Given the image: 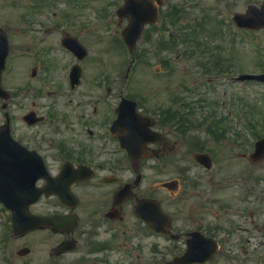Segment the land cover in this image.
<instances>
[{
    "label": "flooded vegetation",
    "instance_id": "af4514ba",
    "mask_svg": "<svg viewBox=\"0 0 264 264\" xmlns=\"http://www.w3.org/2000/svg\"><path fill=\"white\" fill-rule=\"evenodd\" d=\"M33 11L20 17L0 13V49L6 41L9 50L6 62L13 57L17 19L24 46L16 58L31 67L32 81L52 71L56 52L63 54L66 76L79 66L83 80L88 76L85 67L93 66L85 42L63 28L47 27L49 19ZM77 40L85 48L81 60L73 51ZM89 86L70 88L76 100L67 107L56 102L48 106L38 93L27 112L45 121L23 124L22 131L10 124L11 137L25 150L9 142L3 150L10 155L16 151L36 171L41 167L38 156L58 193L42 196L29 211L55 216L56 226L15 234L11 213L0 203V264H173L188 248L201 251V264H264V210L256 206L264 204V194L254 189L252 129L244 127L241 138L228 140L224 149L218 145L213 168L198 165L197 176L183 171L161 187L157 163L165 158L170 167L172 153L148 144L139 170H133L117 139L125 133L112 128L115 113L95 105ZM62 87L46 92V99H58ZM153 129L159 131L156 123ZM46 130L54 132L53 141L45 139ZM4 131L0 122V138ZM36 185L47 183L39 180ZM188 204L189 217L174 213L175 206Z\"/></svg>",
    "mask_w": 264,
    "mask_h": 264
},
{
    "label": "rangeland",
    "instance_id": "374dc122",
    "mask_svg": "<svg viewBox=\"0 0 264 264\" xmlns=\"http://www.w3.org/2000/svg\"><path fill=\"white\" fill-rule=\"evenodd\" d=\"M263 1L166 0L162 16L169 14L170 10H174L173 15L163 18L160 14L155 28L144 29L136 43L135 62L123 95L135 100L142 114L157 120L160 113H165L170 106L176 110L175 104L191 105L194 108L192 119L201 124V127L191 128L186 137L170 125L160 126V131L169 141L176 143L177 148L171 155L170 167L166 165L169 161L165 158L157 163L158 182L169 180L183 171L197 176L200 168L192 157L195 152L202 150L201 153H207L215 162L217 146L214 137L210 139L205 133V127L215 121L226 125L222 133L225 136L223 149L228 140L240 138L239 128L243 127L240 125L243 122L235 112L238 103L233 97L253 107L256 133L264 136V85L230 81L231 77L239 74L264 72V30L241 32L231 21L232 14L244 13L249 4L259 6ZM121 5L122 0H0V13L20 17L23 12L41 11L49 19L45 21L47 27L63 28L85 42L93 66L85 67L88 83L82 87L90 84L88 90L93 92L94 103L109 109L116 103L114 97L120 92L122 78L130 62L121 37L126 21L115 16ZM22 27L14 19L13 55L24 46ZM58 57L59 65L57 67L56 64L49 74L50 78L43 73L41 78L55 83L61 81L63 56L58 54ZM30 68L13 56L2 76L3 87L12 93L8 113L14 126L21 131L20 117L29 108L33 100L31 95L37 89L36 82L29 79ZM227 72L230 78L224 75ZM40 84V90H50L46 89L47 83ZM108 88L111 90L109 93ZM63 100L66 99H59V102ZM0 121H4L1 114ZM45 134L46 140L53 141L54 132L46 130ZM191 141L200 146L192 147ZM254 189L264 194V161L254 166ZM256 206L264 210V204L257 202ZM174 213L187 218L191 213L190 205H177Z\"/></svg>",
    "mask_w": 264,
    "mask_h": 264
},
{
    "label": "water",
    "instance_id": "95a60500",
    "mask_svg": "<svg viewBox=\"0 0 264 264\" xmlns=\"http://www.w3.org/2000/svg\"><path fill=\"white\" fill-rule=\"evenodd\" d=\"M126 4L125 7L118 10V15L119 16H126L129 20V26L124 32V38L125 41L130 49L131 54H133V49L135 47V42L141 32V28L145 23H155L156 17H157V7L162 4V0H125ZM255 13L257 12L254 9H251ZM264 10V7H263ZM235 20L239 23L241 26H245L247 28H258L261 26H254L252 22L245 21L244 17L241 15H235L234 17ZM3 69V61L0 62V72ZM248 79H259L264 81V76L260 77H253V76H248L245 77ZM243 79V78H242ZM4 91L0 88V96H4ZM131 106L132 111L134 110L135 105L131 102L126 103L124 107ZM0 163L4 164V169H3V174L2 175H8L10 179H14L15 175L14 173H11V171L6 167L8 166V161H0ZM31 182V180H30ZM9 189V188H6ZM38 193H35V198L37 197ZM33 200H30L29 202H26V207L27 205ZM17 212V210H14ZM19 213L23 214V211H18ZM48 222L50 224H53L54 221L53 219H48ZM192 250H187L186 254L179 259V261H175V264L180 263L183 260L187 259H192L195 256V254L192 255ZM197 253V252H196ZM198 254V253H197Z\"/></svg>",
    "mask_w": 264,
    "mask_h": 264
}]
</instances>
